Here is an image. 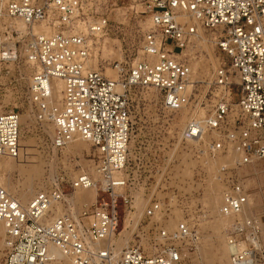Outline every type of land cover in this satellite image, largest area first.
<instances>
[{"label": "built area", "instance_id": "built-area-1", "mask_svg": "<svg viewBox=\"0 0 264 264\" xmlns=\"http://www.w3.org/2000/svg\"><path fill=\"white\" fill-rule=\"evenodd\" d=\"M142 2L152 28L143 36L141 57L114 61L112 78L91 62L92 38L112 27L107 16L95 13V0H0V88L8 64L28 62L33 115L43 122L49 116L55 124L50 148L62 151L82 137L96 149L99 174L47 179L27 206L0 185L3 264H48L51 247L73 264H189L201 230L188 219L174 230L150 222L147 244H129L116 260L113 246L102 244L135 211L128 174L133 87L156 89L164 110L188 115L178 141L191 145L197 158L234 155L218 169L219 214L229 218L224 229L229 264H264L263 226L245 212L249 196L236 171L264 158V0ZM198 27L211 33L219 53L203 94L194 92L193 67L184 55ZM54 77L64 83L58 104L50 101ZM20 139L19 111H0V156L18 157ZM92 187L94 201L76 209V190ZM57 204L64 210L59 215ZM162 211L154 201L144 216L152 220Z\"/></svg>", "mask_w": 264, "mask_h": 264}, {"label": "rangeland", "instance_id": "rangeland-1", "mask_svg": "<svg viewBox=\"0 0 264 264\" xmlns=\"http://www.w3.org/2000/svg\"><path fill=\"white\" fill-rule=\"evenodd\" d=\"M95 1V13L107 16L112 27L108 33L92 38L91 62L94 68L105 71L123 55L131 61L139 59L143 36L152 28L150 15L144 11L142 0ZM204 36L207 41L195 38L184 51L193 67L195 94L199 91L206 93L218 63L219 53L212 42L213 36L209 31H205ZM32 71V66L24 60L8 64L0 88V110L14 109L22 115L20 144L26 142L31 145L32 154L28 158L38 169V176L31 183L20 171L21 163L5 171L3 184L19 201L23 189L28 185L32 186L28 196L31 198L43 186L41 181L45 184L47 179L60 175H65L66 179L72 178L83 171L93 176L92 172L96 169L97 152L89 142L76 141L58 152L50 148L54 132L51 117L47 116L49 120L45 122L37 120L28 101ZM130 95L133 132L128 174L133 183L135 211L130 218L121 222L116 241L121 239L130 244L146 245L144 233L151 226L150 222L155 225L161 223L168 228L175 221L176 228L179 220L188 219L198 224L201 230L200 243L197 249L191 251L189 264H207L213 245L226 241L224 229L227 223L221 220L223 216L219 214L223 185L218 169L222 163H231L234 155L227 154L217 159L207 156L197 158L191 145L178 141V132L188 116L186 113L164 110L160 93L152 87H133ZM26 165L27 162H23L22 166ZM236 171L251 198L245 212L261 221L264 237V158L241 166ZM212 188L217 201L215 208L208 194ZM83 192L89 197L93 196L92 190L79 192V195ZM92 201L94 199L77 200L76 209L82 203ZM154 201L161 203L163 211L151 220L145 218L144 213ZM227 260L229 264L228 257ZM3 262L4 229L0 222V264Z\"/></svg>", "mask_w": 264, "mask_h": 264}, {"label": "bare ground", "instance_id": "bare-ground-1", "mask_svg": "<svg viewBox=\"0 0 264 264\" xmlns=\"http://www.w3.org/2000/svg\"><path fill=\"white\" fill-rule=\"evenodd\" d=\"M204 34H205V30L203 28H201V27H198V32L195 34V38L198 41H207V39L205 38ZM105 73L109 77H112V78H114V77L116 78L117 77L116 70L111 65H109V67L106 68ZM51 86H52V96L53 95L54 96H53V98L51 96V100L50 101H51V103L58 104V103H60V100L62 99V94H63L62 91H63V88H64L63 80L58 78V77H54L52 79V81H51ZM54 98L56 99V101H53ZM20 117H22V115ZM20 119H22V118H20ZM53 125H54V129H55V124L53 123ZM53 134H54V132H53ZM76 141L89 142V141L83 139L82 137H76L73 140H71V142L66 147H68L70 144H72V143H74ZM20 145H23V146H20V155L18 157L0 156V185L5 190H7V187H5L4 184H3V181L5 179V175H6L5 171L9 170L10 168H12V166H14L16 164L21 163V164H19L20 171L27 176V178L29 179L30 183H31V181L33 180V178L35 176H38V169L35 167V164L33 162H30V159L28 158L29 154H32L30 152L31 151V148H30L31 145L29 143H26V142H23ZM27 159H29V160H27ZM23 162H27V165L25 167L22 166ZM207 164H209V163L207 162ZM209 165H212V163H210ZM81 171H83V170H81ZM92 174H93L94 178H99V174H98L96 169L93 170ZM42 185H43V181H41V186ZM31 187H32L31 185H28V187L23 189V191L21 193V201H19L15 196H13V195L12 196L14 198H16L22 205L27 206L28 203L30 202L31 198L34 196L33 195L31 198L28 197L29 194L32 191ZM88 190H92L93 191V196L89 197L86 194V192H83L84 194L79 195L80 194L79 192L88 191ZM7 191H8V193L10 192L9 190H7ZM212 191H213V188L211 189V191L208 192V194H209V199H210V201L212 202V204H213V206L215 208L217 206V201H216V198L214 197ZM95 196H96V188L92 187V188H89V189L76 190V192L74 194V199H75V201L84 200V199H87V198L94 199ZM248 196H249V201H250L251 200L250 195H248ZM27 200H28V202H27ZM63 211H64L63 210V206L61 204H57L56 207L54 208V212H55L56 215L61 214ZM177 214H178V212H177ZM221 220L222 221L224 220L225 223H227V224L229 222V218L225 217V216H223L221 218ZM0 222L2 223L3 229H4V247H5L6 246V242H5V226H4L2 221H0ZM221 224H223V222H221ZM175 226L176 225H175V221H174L168 226L167 229L172 230V229L175 228ZM124 231H125V229L122 231V235H124ZM214 231H217V230L214 229ZM122 235L118 239H120L122 237ZM115 236H116V234L112 235L108 240L103 241L102 244L103 245H109L110 244V245L113 246L112 257L116 260L118 258V256L120 255L121 250L124 247L128 246L130 243L127 240H125V241L123 240L122 241L121 239L117 242L116 241L117 238ZM228 252H229V250H228L227 243H226L225 240H224V242L221 245H219V244L213 245V247L211 249V253H210L211 254V259L207 262V264H228V260H227ZM50 255H51V259H50V262L48 264H73L72 260L69 257L64 256L62 254V252L59 249H57L56 247H51Z\"/></svg>", "mask_w": 264, "mask_h": 264}]
</instances>
